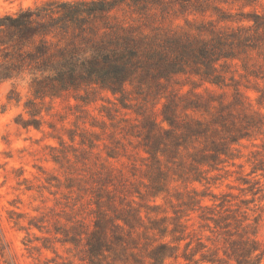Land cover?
Instances as JSON below:
<instances>
[{
	"label": "clouds",
	"instance_id": "1",
	"mask_svg": "<svg viewBox=\"0 0 264 264\" xmlns=\"http://www.w3.org/2000/svg\"><path fill=\"white\" fill-rule=\"evenodd\" d=\"M0 264H264V0H0Z\"/></svg>",
	"mask_w": 264,
	"mask_h": 264
}]
</instances>
